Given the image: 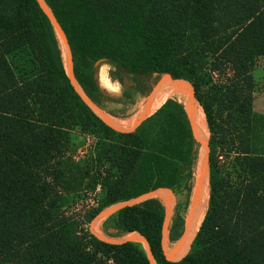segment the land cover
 Returning <instances> with one entry per match:
<instances>
[{"label":"trees","instance_id":"trees-1","mask_svg":"<svg viewBox=\"0 0 264 264\" xmlns=\"http://www.w3.org/2000/svg\"><path fill=\"white\" fill-rule=\"evenodd\" d=\"M43 2L93 105L111 101L94 77L105 63L112 80L124 87L128 79L142 95L158 78L184 88L202 117L207 206L194 236L178 251L163 250L157 197L119 208L105 224L116 235L137 233L155 264H264V151L255 145L264 118L253 111L264 0ZM42 7L0 0V264H151L139 243L106 242L86 226L142 196L189 195L199 120L174 98L136 124L102 120L66 73ZM73 133L84 139L77 158ZM185 225L175 208L168 242Z\"/></svg>","mask_w":264,"mask_h":264},{"label":"rangeland","instance_id":"rangeland-1","mask_svg":"<svg viewBox=\"0 0 264 264\" xmlns=\"http://www.w3.org/2000/svg\"><path fill=\"white\" fill-rule=\"evenodd\" d=\"M109 71H110V66L105 63L98 64L95 68L94 77H95V80L99 88L102 91H104V93L107 96H109L111 99V101L103 103L101 108H98L95 105H93L91 102H89V100L85 98L81 90L80 92H78L77 86L71 81L76 91L82 96L84 101L89 105V107L93 110V112L98 117H100L102 120L106 122H107V119L113 122H117L116 126L136 124L144 120L146 117L150 116L156 110L155 108L156 107L158 108L164 101H166L169 98H174L184 105L188 113L190 121H191V118H190V113H191L198 125V122L192 112L194 111L196 113V116L199 120L198 129L200 131V148L198 151L197 166L195 168V173L193 176V181L191 183V191L189 195H187L184 192H177L173 194L170 191H166L164 195L159 194V193H152V194L140 197L138 199L132 200L127 203L116 204V205L110 206L107 209H104L102 211L103 217L98 216L99 218H97L95 224L87 225L86 229L90 233L95 235L96 237L106 242L122 243V242L128 241L129 234L116 235L114 231L109 228V224H105V222L119 208L123 207V205L124 206L132 205L148 197H157L163 203V206L165 209V219H164L163 233H162L163 234V238H162L163 250L165 251L166 249L167 253L168 251L169 252L178 251L182 249L184 245L194 236L193 235L191 238L188 237L192 215L196 213L198 214L201 212L203 214L207 206L206 188H207L208 167H207L206 150L205 151L201 150V147L203 144L202 138L203 136H205V133H204V127L201 121L202 117L201 118L198 117V112H197V110L199 111L198 105H197V108H195V104L194 103L192 104L191 100L183 96L178 98L177 96H174L167 91L159 90L156 84L160 85V87L167 88V89L174 88L175 91L181 90L182 87L174 86L172 85V83L166 81L165 79L158 78V80L152 87L151 91L147 95H142L134 91L133 85H131L130 80L125 79L124 87L120 85L117 81L112 80L110 78ZM100 73H102L103 76H105V79H107L103 81V83L102 81L101 82L99 81ZM253 78L256 84L253 111L255 115L264 118V58H259L256 61V66L253 71ZM151 81L152 80H150V82ZM150 82L147 81L145 85L150 86ZM176 84H181V83H176ZM189 111H192V112H189ZM144 116L145 118L143 119ZM140 119L142 120L139 122H136ZM205 129L207 132L206 122H205ZM70 139H71V145L73 149L76 150L75 158H77V156H81L83 154L82 150L84 148V139L77 133L71 134ZM255 140H256L255 145L260 143L263 146V151H264V125L258 127L257 132L255 134ZM199 153H201V155ZM98 192H99V189L97 190V194ZM208 192H209V189H208ZM184 205H186L185 209H184ZM175 208L176 209L178 208V210L182 212V215L184 216V219H185L186 228L184 229L182 236L177 242L170 243L168 242L166 234H167L168 225L170 223V219L173 215ZM136 234H131V235H136Z\"/></svg>","mask_w":264,"mask_h":264},{"label":"bare ground","instance_id":"bare-ground-1","mask_svg":"<svg viewBox=\"0 0 264 264\" xmlns=\"http://www.w3.org/2000/svg\"><path fill=\"white\" fill-rule=\"evenodd\" d=\"M40 1V3H41V6H43L42 8L44 9V10H46L45 12L47 13V15L49 16V18H50V20H51V23H52V26H53V28H54V31H55V35H56V38H57V41H58V43H59V47H60V50H61V55H62V62H63V67H64V69H65V71L67 72V74L69 75V77H70V80L77 86V90H78V92H80V89H79V87H78V85H77V83L74 81V78H73V76H72V74H71V71H70V69H69V66H68V63H67V61H66V57H65V53H64V50H63V47H62V45H61V41H60V37H59V35H58V31H57V27H56V25H55V20H54V18H53V16H52V14H51V12H50V10L48 9V7H46V5L44 4V2H43V0H39ZM58 26V25H57ZM59 31H60V29H59ZM61 33V32H60ZM62 36V35H61ZM63 44H64V42H63ZM61 57V56H60ZM105 80H107V79H105V76H103V74L102 73H100V77H99V81L101 82L102 81V83H103V81H105ZM157 85V87H158V89L159 90H161V91H167V92H169L170 94H172V95H174V96H177L178 98H180V97H185V98H187V99H189V100H191L192 101V104L194 103L195 104V108H197V103H196V101L192 98V96L187 92V91H185V89L184 88H181V90H179V91H175L174 90V88H163V87H160V85H158V84H156ZM86 98V97H85ZM87 99V98H86ZM197 112H198V117L199 118H201V116H200V113H199V111L197 110ZM203 114V113H202ZM203 117H204V115H203ZM108 120V119H107ZM205 120V119H204ZM201 121H202V119H201ZM202 140H203V144H202V147H201V150H206V146L204 147V145H205V138H204V136H203V138H202ZM200 155H201V153H199ZM147 196V195H146ZM143 197V196H142ZM124 206V205H123ZM103 215V213H101L100 215H99V217H103L102 216ZM201 216H202V212L201 213H196V214H194V215H192V217H191V225H190V228H189V234H188V237H192L193 235H194V233L197 231V229H198V226H199V223H200V220H201ZM98 217V218H99ZM101 220V219H100ZM99 220V221H100ZM129 240H131V241H134V242H137V243H139L142 247H143V249L145 250V252L147 253V255H148V257H149V259H150V261H151V264H155L154 262H153V260H152V258H151V256H150V254H149V249H148V246H147V244H146V242L139 236V235H131V234H129Z\"/></svg>","mask_w":264,"mask_h":264},{"label":"water","instance_id":"water-1","mask_svg":"<svg viewBox=\"0 0 264 264\" xmlns=\"http://www.w3.org/2000/svg\"><path fill=\"white\" fill-rule=\"evenodd\" d=\"M53 16V15H52ZM54 18V17H53ZM56 22V21H55ZM57 24V23H56ZM58 25V24H57ZM61 30V29H60ZM65 41H66V39H65ZM68 46V45H67ZM69 49V48H68ZM70 52V51H69ZM171 78V77H170ZM172 79V78H171ZM84 95V94H83ZM90 102V101H89ZM209 137V136H208ZM207 140H208V138H207ZM148 198H150V197H148ZM146 199V198H145ZM149 254H150V252H149Z\"/></svg>","mask_w":264,"mask_h":264},{"label":"crops","instance_id":"crops-1","mask_svg":"<svg viewBox=\"0 0 264 264\" xmlns=\"http://www.w3.org/2000/svg\"><path fill=\"white\" fill-rule=\"evenodd\" d=\"M256 134V133H255Z\"/></svg>","mask_w":264,"mask_h":264}]
</instances>
